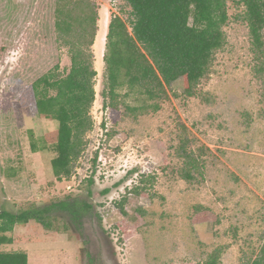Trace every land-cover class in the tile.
<instances>
[{"label": "rangeland", "instance_id": "1", "mask_svg": "<svg viewBox=\"0 0 264 264\" xmlns=\"http://www.w3.org/2000/svg\"><path fill=\"white\" fill-rule=\"evenodd\" d=\"M91 1L96 35L103 33L92 47L93 127L71 176L58 181L50 165L55 152L42 143L57 122L40 118L27 94L56 64L59 74L70 65L57 42L56 0H0V210L62 200L90 205L76 223L55 207L48 228L33 219L16 224L0 251L24 252L28 264H198L220 248L219 264H248L264 237V75L255 74L243 6L227 0L226 43L195 95L184 94L177 79L158 110L130 113L126 105L150 101L121 88L117 108L103 106L101 26L112 14L128 23L130 7ZM181 148L196 159L195 169Z\"/></svg>", "mask_w": 264, "mask_h": 264}, {"label": "trees", "instance_id": "2", "mask_svg": "<svg viewBox=\"0 0 264 264\" xmlns=\"http://www.w3.org/2000/svg\"><path fill=\"white\" fill-rule=\"evenodd\" d=\"M123 1L130 7L129 22L112 14L107 24L103 106L117 108L118 90L125 88L128 93L136 92L150 101L147 105H126V111H144L145 106L158 110V101L167 96L166 87L177 79L183 82L184 94L195 95L194 89L208 73L214 53L226 43L223 27L229 18L227 0ZM235 3L243 6L241 18L248 28L251 50L257 60L255 74L263 77L264 0H236ZM97 22L96 5L91 0H56L57 42L68 49L70 65L59 74V64H56L27 91L39 117L57 122V128L47 132L42 143L55 152L50 165L58 181L71 176L73 164L86 143L84 134L93 127L89 111L95 96L92 47ZM181 149L188 166L195 169L196 159ZM184 171V178L190 179V169ZM138 188L135 186L134 192H140ZM123 201L117 203L121 210ZM55 207L67 210L76 223L90 205L62 200L18 213L2 209L0 243L11 241L4 234L18 223L26 224L33 219L43 227H50L49 215ZM220 254L221 249L216 248L198 264H219ZM0 264H28L27 254L0 251ZM248 264H264V237L258 253Z\"/></svg>", "mask_w": 264, "mask_h": 264}, {"label": "bare ground", "instance_id": "3", "mask_svg": "<svg viewBox=\"0 0 264 264\" xmlns=\"http://www.w3.org/2000/svg\"><path fill=\"white\" fill-rule=\"evenodd\" d=\"M107 14V13H106ZM103 20V19H102ZM107 23H108V21H107V19L105 20V22H103V24L101 25L102 26V30L104 31H106V29H107ZM100 31H98V33H99ZM97 33V35H96V38H95V41H96V39L97 38H101L102 37V35H103V33H101L102 35L99 37V34ZM100 41H102V39H100Z\"/></svg>", "mask_w": 264, "mask_h": 264}]
</instances>
